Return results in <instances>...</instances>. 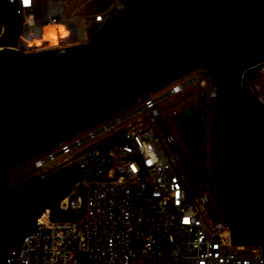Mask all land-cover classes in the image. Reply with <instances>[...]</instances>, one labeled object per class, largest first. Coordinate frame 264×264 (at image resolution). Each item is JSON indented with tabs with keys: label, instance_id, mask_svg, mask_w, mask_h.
<instances>
[{
	"label": "water",
	"instance_id": "1",
	"mask_svg": "<svg viewBox=\"0 0 264 264\" xmlns=\"http://www.w3.org/2000/svg\"><path fill=\"white\" fill-rule=\"evenodd\" d=\"M264 61V0H130L86 43L0 46V264L76 167L13 183L9 172L197 69L217 79L215 105L243 146L264 205V105L241 87ZM234 244L262 246L264 211L225 212Z\"/></svg>",
	"mask_w": 264,
	"mask_h": 264
},
{
	"label": "built area",
	"instance_id": "2",
	"mask_svg": "<svg viewBox=\"0 0 264 264\" xmlns=\"http://www.w3.org/2000/svg\"><path fill=\"white\" fill-rule=\"evenodd\" d=\"M9 1L18 5L22 18L13 47L23 50L86 43L124 6L116 2L86 16H66L63 0ZM60 22L68 25L66 40L28 46L27 36L34 39L41 27ZM191 84L197 86L203 111L207 98L216 97L218 83L206 69H197L156 91L161 93L140 95L129 112L97 130L39 154L35 166L46 174L55 168L43 169L48 160L72 153L57 167L76 164L71 172L78 177L68 178L55 194L66 215L52 217L46 206L8 257L17 264H264L263 250L252 247L246 255L244 245L233 243L229 225L212 211L203 181L196 183L194 196L164 146L166 139L178 149L157 102L172 94L184 101L183 91ZM136 114H141L137 120L115 129ZM104 130L109 134L81 147ZM206 205L211 220L203 211Z\"/></svg>",
	"mask_w": 264,
	"mask_h": 264
},
{
	"label": "rangeland",
	"instance_id": "3",
	"mask_svg": "<svg viewBox=\"0 0 264 264\" xmlns=\"http://www.w3.org/2000/svg\"><path fill=\"white\" fill-rule=\"evenodd\" d=\"M123 3L124 5L128 3L127 0H63V5L65 9L66 16H71L73 14H82L86 16L89 13H94L98 11H103L108 6L113 3ZM244 88L247 93L258 97L262 101H264V61L260 62L245 71V76L243 79ZM164 90H161L156 93H161ZM153 93L152 94H156ZM184 95L187 98L184 101H180V94H172L167 96L157 102L158 109L161 110V117L167 130L172 134L175 144L178 149H176L173 144L166 141H163L165 148L168 151V154L171 157L175 158V162L177 167L182 172L183 177L186 180L187 186L189 190L192 192L194 196H197V188L196 183L200 181V179L204 183V188L206 195L209 198V203L212 208V211L222 220L225 225H228L227 221L223 218L220 213L216 201L214 199V195L212 192V180L210 175V141L209 137V107L210 101L207 98V102L205 104V109L202 111L199 105V92L197 91V86L195 84H191L187 86L184 91ZM133 107H128L123 109L117 113L112 114L108 118L99 122L98 124L92 126L91 128L77 134L71 141L75 138H80L90 131L97 130L103 125L111 122L127 112H129ZM175 110V112H173ZM141 114H136L130 118L125 119L121 124L115 127L116 130H119L129 123L137 120ZM156 125V124H155ZM158 131L163 133V129L160 126H157ZM109 134L108 130H104L100 132L94 138H91L85 141L81 147H85L97 139ZM206 146L205 150V166H201V146ZM58 150V147L53 148L49 152H55ZM49 152H46L39 156L45 157ZM72 153H60L57 154L53 159L48 160L44 166V170H49L53 167H57V165L61 164L66 158H68ZM37 157L23 163L22 165L16 167L15 169L9 172V177L13 183H17L22 179L36 174L39 172L38 168L35 166V161ZM187 165V166H186ZM206 217L211 220L212 214L209 207L206 205L203 209ZM245 250L243 253L246 255H250L252 253V247H256L258 250H262V246L258 244H244Z\"/></svg>",
	"mask_w": 264,
	"mask_h": 264
},
{
	"label": "flooded vegetation",
	"instance_id": "4",
	"mask_svg": "<svg viewBox=\"0 0 264 264\" xmlns=\"http://www.w3.org/2000/svg\"><path fill=\"white\" fill-rule=\"evenodd\" d=\"M250 68V67H249ZM249 68H246L245 71ZM242 91L246 92L243 84ZM259 99V98H258ZM216 97L210 101L209 113V141H210V175L212 192L220 213L225 219V212H236L239 216L249 212H263L264 205L253 207L248 195L251 183L255 182L254 174L249 164L242 165L243 146L238 136L226 122L223 112L215 105ZM264 105V101L259 99ZM205 109V108H204ZM206 146H201V166H205ZM226 220V219H225Z\"/></svg>",
	"mask_w": 264,
	"mask_h": 264
},
{
	"label": "trees",
	"instance_id": "5",
	"mask_svg": "<svg viewBox=\"0 0 264 264\" xmlns=\"http://www.w3.org/2000/svg\"><path fill=\"white\" fill-rule=\"evenodd\" d=\"M130 1V0H127ZM22 31V18L16 3L9 0H0V46H14L18 42ZM76 173H69L68 178H77ZM66 179V180H67ZM52 217H63L66 215L58 208L56 195L48 202ZM2 264H17L12 256L4 260Z\"/></svg>",
	"mask_w": 264,
	"mask_h": 264
},
{
	"label": "bare ground",
	"instance_id": "6",
	"mask_svg": "<svg viewBox=\"0 0 264 264\" xmlns=\"http://www.w3.org/2000/svg\"><path fill=\"white\" fill-rule=\"evenodd\" d=\"M68 31V25L66 23L60 22L58 25L48 24L40 28L38 35L34 39L27 36L26 42L28 45L36 44L38 46L53 44L59 40H66Z\"/></svg>",
	"mask_w": 264,
	"mask_h": 264
},
{
	"label": "crops",
	"instance_id": "7",
	"mask_svg": "<svg viewBox=\"0 0 264 264\" xmlns=\"http://www.w3.org/2000/svg\"><path fill=\"white\" fill-rule=\"evenodd\" d=\"M32 45H33V44H32ZM32 45L30 44V45H28V46L31 47Z\"/></svg>",
	"mask_w": 264,
	"mask_h": 264
},
{
	"label": "snow or ice",
	"instance_id": "8",
	"mask_svg": "<svg viewBox=\"0 0 264 264\" xmlns=\"http://www.w3.org/2000/svg\"><path fill=\"white\" fill-rule=\"evenodd\" d=\"M25 2H27V0H25Z\"/></svg>",
	"mask_w": 264,
	"mask_h": 264
}]
</instances>
